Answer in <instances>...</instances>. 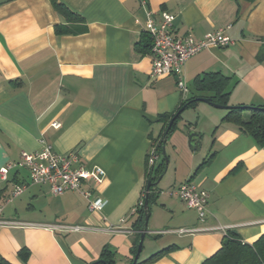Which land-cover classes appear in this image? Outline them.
Listing matches in <instances>:
<instances>
[{
    "label": "crops",
    "instance_id": "1",
    "mask_svg": "<svg viewBox=\"0 0 264 264\" xmlns=\"http://www.w3.org/2000/svg\"><path fill=\"white\" fill-rule=\"evenodd\" d=\"M61 1L84 21L66 23L50 0H0V168L37 151L43 134L57 154L74 151L84 166L104 170L101 186L85 181L82 189L106 204L90 211L80 192L53 195L42 184L12 197L13 186L29 179L25 167H11L0 179V259L89 264L107 246L116 264H131L148 154L164 133L159 115L191 96H211L195 87L209 72L228 77V105L264 106V0ZM148 10L155 19L172 13L177 36L199 39L223 28L232 39L186 60L185 97L173 75L151 78L149 53L136 49ZM56 25L69 31L56 34ZM226 111L205 101L183 110L156 153L152 166L165 159V170L148 204V252L137 262L170 247L142 264H201L230 232L248 244L264 233V146L223 121ZM191 132L200 149H188ZM185 181L208 193L203 220L169 193Z\"/></svg>",
    "mask_w": 264,
    "mask_h": 264
},
{
    "label": "built area",
    "instance_id": "2",
    "mask_svg": "<svg viewBox=\"0 0 264 264\" xmlns=\"http://www.w3.org/2000/svg\"><path fill=\"white\" fill-rule=\"evenodd\" d=\"M138 1L141 6L147 4V0ZM174 20L175 16L167 11H160L159 18L155 19L153 13L148 10L143 31L151 39L150 77L156 79L173 75L180 93L185 97L188 92L184 77L186 60L204 49L225 47L231 44L232 39L223 31V28L208 32L199 39H195L191 35L177 36L172 29ZM51 125L55 128L60 127L58 121H53ZM38 142L40 147L37 151L32 153L22 151L17 162L0 168V179L2 180H6L8 171L13 166L25 167L28 170L29 181L15 184L11 196L17 197L23 193L28 184H42L47 185L53 195H59L66 191H78L87 200L90 211H100L106 204V199L96 193L97 191L82 189V184L85 181H92L97 187L101 186L105 181L104 170L99 166H84L74 151L57 154L46 142L43 134L40 135ZM156 157L157 154L153 147L147 159L149 168L153 165ZM169 193L176 195L189 209H195L200 220L204 219L207 211V191L190 181H185ZM78 228L79 226H74L73 229Z\"/></svg>",
    "mask_w": 264,
    "mask_h": 264
},
{
    "label": "trees",
    "instance_id": "3",
    "mask_svg": "<svg viewBox=\"0 0 264 264\" xmlns=\"http://www.w3.org/2000/svg\"><path fill=\"white\" fill-rule=\"evenodd\" d=\"M52 8L61 15L66 23H74L84 21V18L72 11L68 6H66L61 0H50ZM56 34H62L69 31L67 26L56 25L54 28ZM151 39L148 34L143 33L142 39L136 43V49H138L142 54H147L150 51ZM229 79L217 72L204 73L195 80V87L197 91L210 92L211 96H206L210 102L217 103L223 106L228 105L229 93L226 91ZM201 97L196 95L191 96L187 100H183L175 111L171 113H163L159 115V121L163 124L164 133L160 137L157 143H154V149L156 153H161L162 144L167 137L168 133L173 130L180 114L176 116L173 124L171 125L168 133L165 135L166 127L170 119L174 114L181 108L184 110L187 108H192L197 105ZM232 107L227 108L225 116L222 118L223 121L231 122L244 133L249 134L255 139V141L264 146V106L255 105H231ZM248 110L249 114L246 118L243 116V111ZM165 159L157 166H151L147 173L145 179L144 189L146 190V185L151 182L150 190L148 193V202L152 201L151 191L158 178L163 174L165 170ZM144 190V193H145ZM145 195V194H144ZM137 207V216L134 220L133 226L138 231V234L134 240V246L132 253L135 255L138 238L140 232L144 227V216L145 211L143 209V201ZM148 203V204H149ZM258 238L251 244L244 243L241 241L240 237L234 233L230 232L227 236L223 237L221 240L220 248L210 257L206 258L201 264H264V233L257 236ZM170 247L162 249L156 253H153L146 260L141 262H136L135 264H142L145 262L153 261L159 258L162 254H165ZM18 256L22 261L26 260L28 256V250L26 248H21L18 252ZM0 264H11L7 261L0 259ZM93 264H116L113 252L107 247H103L99 258ZM132 264V263H131Z\"/></svg>",
    "mask_w": 264,
    "mask_h": 264
},
{
    "label": "water",
    "instance_id": "4",
    "mask_svg": "<svg viewBox=\"0 0 264 264\" xmlns=\"http://www.w3.org/2000/svg\"><path fill=\"white\" fill-rule=\"evenodd\" d=\"M199 99H200V101H205L207 103H210L214 107H218V108H226L227 109V108L232 107L231 105L223 106V105H220V104H217V103L210 102L208 100V98H199ZM183 110H184V107H181L174 114V116L170 119V121L168 122L167 127H166L165 135L168 133L171 125L173 124L172 122L174 121L176 116L178 114H180ZM187 136H188V147H189L188 149H190V150L200 149L201 140L198 138L199 135L197 133H195V132H191ZM157 183H158V180L155 183H153V184H157ZM151 185H152L151 182H148L147 185H146V190H145V195H144V200H143V209L145 211L144 227L142 228V230L140 232V236L138 238L137 248H136L135 255L133 257L132 264H135L137 262L138 256L140 255V253L142 251V247H143V240H144V236H145V232H146V223H147V220H148V216H150L149 215V206H148V203H149L148 202V193H149ZM94 262H96V261H94ZM94 262H91L89 264H93Z\"/></svg>",
    "mask_w": 264,
    "mask_h": 264
},
{
    "label": "rangeland",
    "instance_id": "5",
    "mask_svg": "<svg viewBox=\"0 0 264 264\" xmlns=\"http://www.w3.org/2000/svg\"><path fill=\"white\" fill-rule=\"evenodd\" d=\"M148 247H147V245H145V248L143 249V251H142V256L143 255H145V254H147V252H148V249H147Z\"/></svg>",
    "mask_w": 264,
    "mask_h": 264
}]
</instances>
